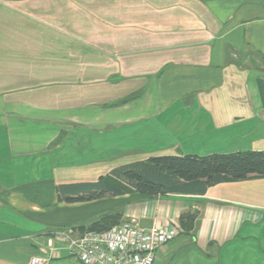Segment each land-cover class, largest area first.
I'll return each mask as SVG.
<instances>
[{
  "label": "crops",
  "instance_id": "1",
  "mask_svg": "<svg viewBox=\"0 0 264 264\" xmlns=\"http://www.w3.org/2000/svg\"><path fill=\"white\" fill-rule=\"evenodd\" d=\"M248 151H264V0H0V264L128 203L146 229L199 212L156 264H264V179L59 201L152 156Z\"/></svg>",
  "mask_w": 264,
  "mask_h": 264
},
{
  "label": "trees",
  "instance_id": "2",
  "mask_svg": "<svg viewBox=\"0 0 264 264\" xmlns=\"http://www.w3.org/2000/svg\"><path fill=\"white\" fill-rule=\"evenodd\" d=\"M264 179V151L227 154L152 156L121 167L96 183L83 184L77 197H59L68 204L97 201L129 194L155 198L169 194L203 196L211 187ZM81 186V185H80ZM63 193V192H61ZM199 212L190 210L179 219V235L189 236L195 229ZM122 213L110 212L89 225L74 228L80 234L104 232L121 225Z\"/></svg>",
  "mask_w": 264,
  "mask_h": 264
},
{
  "label": "built area",
  "instance_id": "3",
  "mask_svg": "<svg viewBox=\"0 0 264 264\" xmlns=\"http://www.w3.org/2000/svg\"><path fill=\"white\" fill-rule=\"evenodd\" d=\"M179 233L176 225L142 228L135 218L104 232L59 230L51 236L49 257L36 256L30 264H46L61 251L81 264H156L158 253Z\"/></svg>",
  "mask_w": 264,
  "mask_h": 264
},
{
  "label": "rangeland",
  "instance_id": "4",
  "mask_svg": "<svg viewBox=\"0 0 264 264\" xmlns=\"http://www.w3.org/2000/svg\"><path fill=\"white\" fill-rule=\"evenodd\" d=\"M111 156H112L110 158L111 164L115 163V164L121 165V164H126V163H129V162L133 161L132 159H129V158H126L125 156H122V154H114V153H112ZM104 160L107 161V160H109V158L103 157V156H99V159H96L95 170H100V171L104 170V168L108 165V164L104 163L105 162ZM129 204L130 203H128L126 206L122 205L123 207H121L120 209H115V210L112 211V212H116L117 211L119 213H122V218H123L122 224L125 223V222H131V218H133V217L124 218L126 216L125 214H127L126 212H128V211L131 212L133 210L132 206H129ZM123 209H124V211H123ZM192 210L195 211L197 209L192 208ZM176 226H180L179 223L176 224ZM180 236H182V235H178L175 239L176 240L179 239ZM185 236H187V235H185ZM180 239H184V238L181 237ZM163 264H165V263H163Z\"/></svg>",
  "mask_w": 264,
  "mask_h": 264
}]
</instances>
